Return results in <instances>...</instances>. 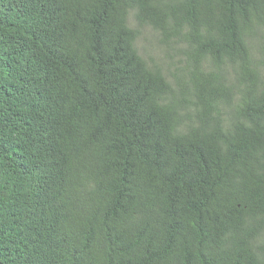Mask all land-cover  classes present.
I'll use <instances>...</instances> for the list:
<instances>
[{
  "label": "trees",
  "instance_id": "16d2710c",
  "mask_svg": "<svg viewBox=\"0 0 264 264\" xmlns=\"http://www.w3.org/2000/svg\"><path fill=\"white\" fill-rule=\"evenodd\" d=\"M0 264H264V0H0Z\"/></svg>",
  "mask_w": 264,
  "mask_h": 264
},
{
  "label": "rangeland",
  "instance_id": "374dc122",
  "mask_svg": "<svg viewBox=\"0 0 264 264\" xmlns=\"http://www.w3.org/2000/svg\"><path fill=\"white\" fill-rule=\"evenodd\" d=\"M144 36H145V38H147V39H152L151 36H150L148 33H145ZM151 53H153V52L151 51Z\"/></svg>",
  "mask_w": 264,
  "mask_h": 264
}]
</instances>
